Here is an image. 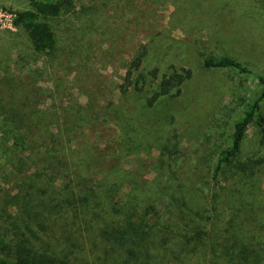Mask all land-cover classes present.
I'll list each match as a JSON object with an SVG mask.
<instances>
[{"label":"trees","instance_id":"obj_1","mask_svg":"<svg viewBox=\"0 0 264 264\" xmlns=\"http://www.w3.org/2000/svg\"><path fill=\"white\" fill-rule=\"evenodd\" d=\"M106 1L78 0L61 36L50 19L75 0H30L0 41V174L20 181L0 187V264H264V73L203 57L206 69L254 74L258 89L228 145L199 129L190 155L169 104L194 69L162 67L153 38L129 55L116 31L112 52H97ZM116 62L111 88L100 70Z\"/></svg>","mask_w":264,"mask_h":264},{"label":"rangeland","instance_id":"obj_2","mask_svg":"<svg viewBox=\"0 0 264 264\" xmlns=\"http://www.w3.org/2000/svg\"><path fill=\"white\" fill-rule=\"evenodd\" d=\"M106 2L107 6L97 10L103 15L97 21L99 28L95 27L92 42L112 52L111 36L116 31L126 43V53L132 55L141 43L153 38L155 56L162 67L169 63L192 67L194 77L185 85L184 97L176 104H169V109L176 107L171 111L179 124L182 145L190 155L191 151L194 153L199 129V135L205 131L206 139H212V147L228 145L234 121L243 114L246 103L258 89L257 78L232 69H206L202 59L211 54H228L255 73H264V0ZM30 7V0H0V41L8 30H16L12 24L15 13ZM79 7L75 0L70 12L50 19L59 35L63 36L67 25L76 22L75 17L81 15ZM122 67L116 62L100 70L109 87L121 81ZM40 85L51 87L48 80ZM80 100L85 103V97L81 96ZM256 134V125L252 124L247 130L248 152L255 151ZM19 186V178L12 171L9 175L0 174V187L6 193H15L12 191H17ZM4 199L0 192V202Z\"/></svg>","mask_w":264,"mask_h":264}]
</instances>
